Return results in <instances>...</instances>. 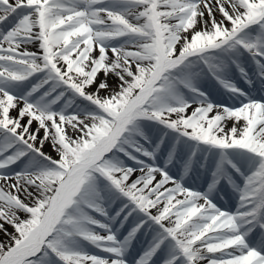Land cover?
Instances as JSON below:
<instances>
[{
    "label": "snow or ice",
    "instance_id": "snow-or-ice-1",
    "mask_svg": "<svg viewBox=\"0 0 264 264\" xmlns=\"http://www.w3.org/2000/svg\"><path fill=\"white\" fill-rule=\"evenodd\" d=\"M237 79L264 92V0H0V264H264V96Z\"/></svg>",
    "mask_w": 264,
    "mask_h": 264
},
{
    "label": "bare ground",
    "instance_id": "bare-ground-1",
    "mask_svg": "<svg viewBox=\"0 0 264 264\" xmlns=\"http://www.w3.org/2000/svg\"><path fill=\"white\" fill-rule=\"evenodd\" d=\"M217 19H219V14H217ZM29 47V50L30 51H35L36 50V46H34V45H30V46H28ZM99 79H103V74L101 73L100 74V76H99ZM99 79H98V81H97V83L99 82ZM108 83H109V85L111 86V87H114L115 86V78L114 77H109V79H108ZM240 87V86H239ZM242 88V87H241ZM90 91L91 90H94V87L93 88H90L89 89ZM107 93H105V92H101V95H106ZM23 105H22V103L18 106V108L17 109H13V110H11L10 111V115L12 116V117H17L18 116V110H19V107H22ZM189 111H191V109H189ZM27 122V117H25L24 119H22L21 120V123L23 124V123H26ZM232 126V122L231 121H229L228 122V124H227V127H231ZM36 127H37V122L36 121H33V124L31 125V129L34 131L35 129H36ZM39 136L40 137H42L43 136V130L41 129L40 130V132H39ZM43 150L46 152V153H48L49 155H52L53 157H55V152L51 149V146H50V144L49 143H46L45 145H44V148H43ZM140 173L139 172H136L134 175H133V177H132V179H135L136 178V176H138ZM206 176H205V173H203V172H201V173H199V174H196V173H193L190 177H186L185 178V180H184V184H185V186L186 187H189V188H191V189H193V190H197V186L198 185H196V183L194 182V180L195 181H199L200 180V178H205ZM157 179H159V176L157 175ZM187 180H191V182H192V185L191 186H188L187 184H186V181ZM206 182H209L208 181V179L206 178V180H205ZM172 185H169V187H171ZM219 188H221V189H219L222 193H224V190L225 191H230L229 189H231L226 183H222L221 184V186L219 187ZM223 189V190H222ZM232 190V189H231ZM233 193V192H232ZM234 194V193H233ZM223 198L221 197V200H222ZM213 200H215L214 199V197H213ZM214 202V201H213ZM222 202V201H221ZM221 202H219L220 204H218L217 203V206L218 207H220L222 210H225V211H227V209H226V207H225V204H224V202L223 203H221ZM215 203V202H214ZM237 206V205H236ZM236 206H235V208H234V210H236ZM6 226V225H5ZM7 227V226H6ZM103 234V233H102ZM139 239H141L142 238V236L141 237H138ZM148 239V238H147ZM146 239V240H147ZM151 239V238H150ZM144 248V247H143ZM133 249H135V247H133ZM135 251H139V252H142V248H141V246H140V249L137 247V249L135 250ZM134 252V251H133ZM99 254H101V253H99ZM158 256H162V254L161 255H158ZM203 264H207V262L205 261V262H203Z\"/></svg>",
    "mask_w": 264,
    "mask_h": 264
},
{
    "label": "rangeland",
    "instance_id": "rangeland-1",
    "mask_svg": "<svg viewBox=\"0 0 264 264\" xmlns=\"http://www.w3.org/2000/svg\"><path fill=\"white\" fill-rule=\"evenodd\" d=\"M0 223H3V222L0 221ZM5 225H6L7 227H6ZM4 227L7 229V231H8L9 233H14V229L12 228L11 225H8V224L4 223ZM8 240H9V238H8L7 236H5L3 232H0V242L7 243Z\"/></svg>",
    "mask_w": 264,
    "mask_h": 264
}]
</instances>
